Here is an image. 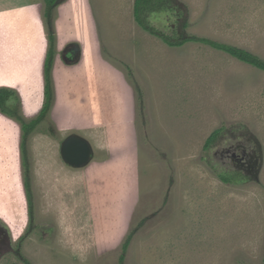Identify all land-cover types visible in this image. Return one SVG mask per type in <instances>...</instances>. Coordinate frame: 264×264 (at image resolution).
I'll return each instance as SVG.
<instances>
[{
  "label": "rangeland",
  "instance_id": "obj_1",
  "mask_svg": "<svg viewBox=\"0 0 264 264\" xmlns=\"http://www.w3.org/2000/svg\"><path fill=\"white\" fill-rule=\"evenodd\" d=\"M181 2L188 34L264 60V0ZM9 4L43 27L40 41L22 15L0 29V88L26 123L46 103L51 34L56 56L52 109L28 141L32 213L22 125L0 111V264H263L264 71L204 44L169 47L138 26L135 0ZM175 21L153 23L170 33ZM72 136L91 144L88 165L64 160ZM243 150L251 169L226 154ZM236 171L238 185L217 176Z\"/></svg>",
  "mask_w": 264,
  "mask_h": 264
},
{
  "label": "trees",
  "instance_id": "obj_2",
  "mask_svg": "<svg viewBox=\"0 0 264 264\" xmlns=\"http://www.w3.org/2000/svg\"><path fill=\"white\" fill-rule=\"evenodd\" d=\"M49 11L55 6L57 0H45ZM188 9L185 4L181 2V0H135L134 4V17L138 26L145 31L161 40L163 43L173 48H182L187 44L191 43H200L206 46H209L217 51L224 52L231 57L249 64L259 70L264 71V60H262L257 55L251 53L246 49H242L233 45L224 44L221 42H216L207 38H201L195 35H190L187 32L189 28L188 21ZM172 16L176 18V21L173 25H170L168 28L170 29V33L157 28V26L153 23L154 20L162 19L164 16L168 18V16ZM48 16H50V12H48ZM56 39L54 34L50 35V49L48 52L46 64H45V80H46V103L44 105L43 111L38 119L26 123L21 118L19 113V97L17 93L8 88H0V111L10 116L17 121H19L22 125L23 130V157L26 166V190L27 196L29 199L30 209L32 213L33 206V190H32V179L30 174V160L28 154V141L30 136L36 131L38 126L41 124L45 116L52 109L53 104V66L55 62L56 56ZM220 130H216L207 140L204 150H209L212 145L216 142L219 136ZM255 157V155H254ZM257 158V156H256ZM217 176L219 179L227 184V185H238L244 182L245 176L243 172H223L218 173ZM133 238V234H130L128 239L126 240L123 250L126 253L128 251L129 245L131 244ZM125 260V254L121 257V263ZM27 264H30L27 262ZM264 264V262H263Z\"/></svg>",
  "mask_w": 264,
  "mask_h": 264
},
{
  "label": "water",
  "instance_id": "obj_3",
  "mask_svg": "<svg viewBox=\"0 0 264 264\" xmlns=\"http://www.w3.org/2000/svg\"><path fill=\"white\" fill-rule=\"evenodd\" d=\"M75 50V60H79L80 54L77 48ZM64 160L72 167H83L88 165L93 158V148L91 144L84 138L72 136L68 138L62 148Z\"/></svg>",
  "mask_w": 264,
  "mask_h": 264
},
{
  "label": "crops",
  "instance_id": "obj_4",
  "mask_svg": "<svg viewBox=\"0 0 264 264\" xmlns=\"http://www.w3.org/2000/svg\"><path fill=\"white\" fill-rule=\"evenodd\" d=\"M5 0H0V29L2 27H15L14 22L17 21L18 16L22 15L20 17V20L22 22H32L33 26L37 29L35 31V40L40 41V37H43L42 33V25L38 23V20L36 18H33V15L28 14V11L24 7L17 8L16 5H8L6 7H3V3ZM32 37V36H31Z\"/></svg>",
  "mask_w": 264,
  "mask_h": 264
},
{
  "label": "flooded vegetation",
  "instance_id": "obj_5",
  "mask_svg": "<svg viewBox=\"0 0 264 264\" xmlns=\"http://www.w3.org/2000/svg\"><path fill=\"white\" fill-rule=\"evenodd\" d=\"M72 54H76L75 50L71 49ZM74 52V53H73ZM226 154H231L230 157L239 167L245 168L249 167L250 169L253 168V154H248L246 150L241 151V154H238L236 151L234 152H226Z\"/></svg>",
  "mask_w": 264,
  "mask_h": 264
}]
</instances>
